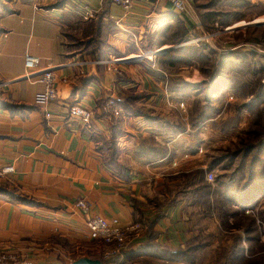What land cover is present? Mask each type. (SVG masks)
Here are the masks:
<instances>
[{"label": "crops", "instance_id": "obj_1", "mask_svg": "<svg viewBox=\"0 0 264 264\" xmlns=\"http://www.w3.org/2000/svg\"><path fill=\"white\" fill-rule=\"evenodd\" d=\"M72 7L91 11L92 18L82 21ZM186 18L169 0H145L129 12L109 0H0V168L14 167L0 178L14 196L0 195V251L16 252L32 264H61L65 247L87 239L85 221L99 216L136 232L128 235L127 251L136 255L130 260L173 263L188 237L184 203L160 209L156 219L151 199L157 184L188 171L178 160L188 151L187 133L165 116L134 113L126 102L150 109L183 106L185 99L180 89L168 87L173 80L165 77L161 58L157 67L128 65L118 76L90 55L100 60L162 47L172 29L187 32ZM74 21L81 22L80 31L99 22L103 45L70 55L64 31L73 30L67 22ZM27 54L53 72L56 99L47 107L49 118L39 103L42 84L23 78ZM74 104L91 111L88 126L68 117ZM78 200L87 203L86 212L74 206Z\"/></svg>", "mask_w": 264, "mask_h": 264}, {"label": "rangeland", "instance_id": "obj_2", "mask_svg": "<svg viewBox=\"0 0 264 264\" xmlns=\"http://www.w3.org/2000/svg\"><path fill=\"white\" fill-rule=\"evenodd\" d=\"M184 1L187 32L176 27L163 39L164 46L133 53L144 57L146 52L160 49L151 62L141 57L122 60L133 54L109 58H121V62L109 64L114 67L110 72L121 76L128 65L147 62L153 67L161 58L165 77L173 80H167L168 87L180 89L185 99L183 106L175 102L168 107L151 105L150 109L126 102L134 113L165 116L175 129L187 133L188 151L178 160L188 171L175 179L166 178H172L170 183L157 184L151 199L156 219L160 209L184 203L188 237L171 264H264V194L255 192L259 187L264 190V0ZM230 26L232 31L226 30ZM64 32V48L70 55L93 38L77 28ZM93 42L98 46V40ZM247 53L251 55L245 56ZM192 71H196L194 77ZM108 103L106 106L114 107ZM112 114L120 117L121 113L114 107ZM142 142L148 145V141ZM207 173L213 175L210 183L205 180ZM130 232L135 231L124 230L125 248L119 252L112 253L115 246L100 240L85 239L74 249L65 247L61 264L79 257L103 264H168L158 258L130 260L136 256L127 251ZM237 247L241 252L234 257ZM15 253L0 251L13 255V264H32Z\"/></svg>", "mask_w": 264, "mask_h": 264}, {"label": "built area", "instance_id": "obj_3", "mask_svg": "<svg viewBox=\"0 0 264 264\" xmlns=\"http://www.w3.org/2000/svg\"><path fill=\"white\" fill-rule=\"evenodd\" d=\"M111 4L119 7L124 12H129L137 4L143 3L145 0H109ZM174 11L179 14H184L186 11V2L184 0H169ZM72 11L80 16L83 20H87L92 17V12L89 10L78 12L76 8L72 7ZM232 31V30H229ZM160 49L154 50L153 52H146L147 56L141 57L140 55L133 54L132 56H126L123 59H128L134 61L135 59L145 58L148 61L154 59V55L159 54ZM126 61V60H125ZM119 63L121 58L109 60L100 59L95 61L97 64H103L109 66L110 63ZM124 62V61H122ZM24 75L23 78L27 81L40 83L43 86V91L40 95V107L43 109L45 118H49L50 113L47 111L49 103L56 99V89L54 86V76L51 69L40 68V59L32 55H25L23 60ZM113 70V69H112ZM111 105V102L108 103ZM67 115L70 119L80 122L84 126H88L91 122V111L87 108L74 104L68 107ZM114 115L116 113L114 112ZM14 173V167L12 165H7L0 168V178H4L10 174ZM205 180L207 182H212L213 175L210 173L206 174ZM74 206L79 210L86 212L88 210V205L83 200H78L75 202ZM86 238L88 240H100L107 244H113V252H119L125 248V235L123 226L119 223L116 218H102L99 216H91L84 223ZM11 260H14L13 255H1L0 254V264H13Z\"/></svg>", "mask_w": 264, "mask_h": 264}, {"label": "trees", "instance_id": "obj_4", "mask_svg": "<svg viewBox=\"0 0 264 264\" xmlns=\"http://www.w3.org/2000/svg\"><path fill=\"white\" fill-rule=\"evenodd\" d=\"M62 2H63V0H62ZM59 7H61L60 4H59ZM68 16H70L72 18H75L73 15H68ZM64 20H68V19H65L64 18ZM67 25H68V27L70 29H73V30H75L76 28L77 29H80L79 26L81 25V22L74 21L71 26H69L70 24H69V22H67ZM81 32H83L84 36H92L93 37V38H90V41H86L84 43L83 49L89 50L91 46L94 47V45H93L94 42L93 41H96V40H98V46L95 45L96 48H98L101 45H103V28H102V25L99 24V22H97V23L94 22L92 24H89V25L83 27L82 30H81ZM94 39H96V40H94ZM244 55L246 56V55H251V54H248L247 53V54H244ZM99 57L100 56L98 54H92V55H90V58L92 60H96V59L98 60ZM116 169H118V168H116ZM2 188H0V195L4 196L6 198H9V199H12L14 197L13 195L12 196L9 195V192L5 191V189H2ZM203 189H204V187H203ZM255 192H258L260 194H264V190H262V187H259V188L255 189ZM240 252H241V248H239V247L235 248V250H234V257H237L240 254Z\"/></svg>", "mask_w": 264, "mask_h": 264}, {"label": "water", "instance_id": "obj_5", "mask_svg": "<svg viewBox=\"0 0 264 264\" xmlns=\"http://www.w3.org/2000/svg\"><path fill=\"white\" fill-rule=\"evenodd\" d=\"M69 264H103V263L98 259H91L88 257H79V258H76L70 261Z\"/></svg>", "mask_w": 264, "mask_h": 264}, {"label": "bare ground", "instance_id": "obj_6", "mask_svg": "<svg viewBox=\"0 0 264 264\" xmlns=\"http://www.w3.org/2000/svg\"><path fill=\"white\" fill-rule=\"evenodd\" d=\"M226 30H231V26H230V27H228Z\"/></svg>", "mask_w": 264, "mask_h": 264}]
</instances>
